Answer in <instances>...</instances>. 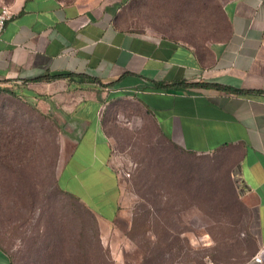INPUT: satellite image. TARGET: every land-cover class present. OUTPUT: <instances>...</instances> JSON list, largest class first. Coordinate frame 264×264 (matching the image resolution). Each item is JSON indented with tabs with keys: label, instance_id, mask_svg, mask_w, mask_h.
Segmentation results:
<instances>
[{
	"label": "crops",
	"instance_id": "0c3cea01",
	"mask_svg": "<svg viewBox=\"0 0 264 264\" xmlns=\"http://www.w3.org/2000/svg\"><path fill=\"white\" fill-rule=\"evenodd\" d=\"M4 1L13 17L0 35V83L62 116L72 150L61 189L99 224L118 218L109 124L129 101L165 142L225 164L246 212L236 264H264V0ZM55 75L67 77L44 79ZM0 264H14L1 248Z\"/></svg>",
	"mask_w": 264,
	"mask_h": 264
},
{
	"label": "rangeland",
	"instance_id": "374dc122",
	"mask_svg": "<svg viewBox=\"0 0 264 264\" xmlns=\"http://www.w3.org/2000/svg\"><path fill=\"white\" fill-rule=\"evenodd\" d=\"M141 15L140 22L150 25L153 19L147 18L145 11ZM48 104L47 99L27 98L16 89L0 91V133L5 137L11 128L20 127L23 147L41 161L34 164L33 159L28 167L13 163L0 141V247L11 255L14 264H33L30 252L51 250L43 244L38 220L45 219L47 212L52 215L55 210L69 208L65 198L54 197L47 168L56 159L53 170L58 175L72 150L71 140L63 129L62 116L51 113ZM116 109L122 114L109 124V131L116 138L113 166L121 174L123 188L118 218L104 226L90 222L79 209L82 214L74 218V243L68 236L62 246L64 258L54 255L52 262L45 264L79 262L78 246L85 245L81 228L85 241L91 239L92 228L98 233L101 250L93 255L102 257L100 264L238 263L244 247L246 212L229 186L225 164L215 157H194L168 145L131 102L116 103ZM156 160L165 170L157 174L161 176L157 182L146 173L139 175V169L155 165ZM170 166L172 178H165ZM14 176L19 180L14 181ZM159 187L166 189L163 195H158ZM27 193L31 197L23 199ZM134 221L138 226L147 222L149 232H142L140 227L132 232ZM35 230L38 233L34 235ZM34 238L38 245H34Z\"/></svg>",
	"mask_w": 264,
	"mask_h": 264
},
{
	"label": "trees",
	"instance_id": "16d2710c",
	"mask_svg": "<svg viewBox=\"0 0 264 264\" xmlns=\"http://www.w3.org/2000/svg\"><path fill=\"white\" fill-rule=\"evenodd\" d=\"M65 2H70L71 0H63ZM136 3V0L134 1ZM134 3V4H135ZM133 7V5H129L128 8ZM67 77V75H55V76H46L44 79L46 81L48 80H54V79H61ZM10 87L4 86V85H0V91H10ZM36 97V96H35ZM152 126V125H151ZM154 131L157 133V135L159 136L155 126H152ZM20 127H14L11 128L10 130V135H6L5 137L3 136V132L0 133V141H3V148L5 149V153L8 154V159L11 162H18L20 164H26V166L28 167V165L32 162L33 159H36L34 161V164H36L37 162H41L40 160L38 161V156H36L32 150L28 151V148H24L23 143H22V137L20 136ZM160 137V136H159ZM160 139H162L160 137ZM164 141V140H163ZM165 142V141H164ZM21 143V144H20ZM167 143V142H165ZM170 146H173L170 143H167ZM175 147V146H173ZM21 148V149H20ZM27 151V152H26ZM40 158V157H39ZM33 163V162H32ZM33 164V165H34ZM55 164H56V159L52 161H50V163L48 164V175L50 176V179L52 180V192L54 191V197L56 198V196L58 197H62L65 198L68 203H69V208H65L64 210H55V212L53 211L52 215L48 214L47 212V217L44 219H40L38 220L39 224H40V232L42 233V237H44V241L43 244L46 246H50L51 250H36L33 252H30L29 254V259L32 261V263L34 264L35 261L39 260L36 259L37 257L40 256H44L45 258H43L42 260H48L51 261L54 259V255H61L58 258H64L62 256V254H64L65 252L62 249V246L64 245V241L65 239L69 236V237H73V229L75 228V224H74V218L77 216V214H83L87 217V219L90 222H97V219L95 217V215L89 211L85 206H83L79 200L74 197L73 195L69 194L68 192H65L63 189H61L60 185H59V181H58V175L55 176L54 174V168H55ZM155 165L151 166L148 168H144L143 171L142 169L138 170V173L140 176H144L145 173L150 176H152V178H154L157 182V180L161 177L159 175H157L158 173H164L165 170H163V168H160V166H158V160H156V162L154 163ZM32 165V166H33ZM45 170V171H47ZM173 168L170 166L165 173V178H169L172 176H170L173 173ZM138 173L136 175H138ZM47 175V177H48ZM130 176V174H129ZM14 181H17V179L19 180V178H17V176H14ZM46 178V175H45ZM154 180V181H155ZM160 194L158 195H163V191L166 190L165 188H158ZM162 191V194H161ZM158 192V193H159ZM41 195L43 198H46V195ZM31 197V195L29 193L24 194L23 199H29ZM38 197V196H36ZM235 197V196H234ZM14 198V196H13ZM236 199V198H235ZM67 203V202H65ZM238 203V202H237ZM241 206V204H240ZM82 210V212H80V210ZM52 211V210H51ZM49 215V216H48ZM93 227V226H92ZM138 227L140 228H144V230L142 232L147 233L149 232V226L147 225V222L141 225H136L135 221L133 223H131V231L134 232L136 229H138ZM84 228L80 229L81 233L80 235L82 236V240L83 242H85L84 246H78L79 250L78 252H80V257L79 255H77L76 258H79V262H76L75 264H100L102 262V257L97 256L95 257L93 255V253H99V251L101 250L100 245H99V235L98 233H94V229L92 228V235H91V239H87L85 241L86 235L84 234L83 231ZM88 231V228H86V233ZM38 233L35 230L34 235ZM79 233L77 235H79ZM32 235V234H31ZM37 237V236H36ZM34 240V245H38L36 238L33 239ZM74 237H73V243H74ZM72 242V241H71ZM32 243V242H31ZM33 244V243H32ZM96 244L95 247H93L92 245ZM1 248V247H0ZM2 249V248H1ZM97 249V251H96ZM35 253H37V255H35ZM100 254V253H99ZM146 258H142V263H145ZM240 260H241V256H240ZM65 263V261H63Z\"/></svg>",
	"mask_w": 264,
	"mask_h": 264
},
{
	"label": "built area",
	"instance_id": "2783aa9c",
	"mask_svg": "<svg viewBox=\"0 0 264 264\" xmlns=\"http://www.w3.org/2000/svg\"><path fill=\"white\" fill-rule=\"evenodd\" d=\"M13 17V13L10 7L5 3L4 0H0V35L2 34L6 23ZM1 85V83H0ZM261 255H256L253 257V262L255 264H262Z\"/></svg>",
	"mask_w": 264,
	"mask_h": 264
}]
</instances>
